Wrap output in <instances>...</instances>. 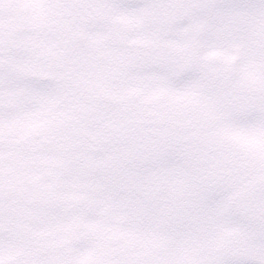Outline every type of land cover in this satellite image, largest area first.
I'll list each match as a JSON object with an SVG mask.
<instances>
[{
  "label": "snow or ice",
  "instance_id": "1",
  "mask_svg": "<svg viewBox=\"0 0 264 264\" xmlns=\"http://www.w3.org/2000/svg\"><path fill=\"white\" fill-rule=\"evenodd\" d=\"M0 264H264V0H0Z\"/></svg>",
  "mask_w": 264,
  "mask_h": 264
}]
</instances>
